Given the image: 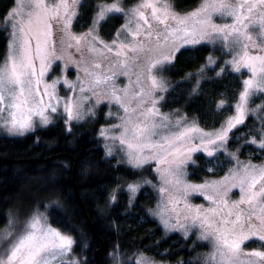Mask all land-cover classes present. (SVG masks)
<instances>
[{"label":"snow or ice","instance_id":"1","mask_svg":"<svg viewBox=\"0 0 264 264\" xmlns=\"http://www.w3.org/2000/svg\"><path fill=\"white\" fill-rule=\"evenodd\" d=\"M16 2L19 4L22 0ZM27 5L26 13L13 9L4 20L7 26L17 15L21 17L11 24L7 55L0 60V121H2L0 126L7 127L12 134L23 135L31 130L33 115L39 116L44 124L50 122L45 114L47 109L36 111L32 105L41 96L42 78L47 68L51 66V60L59 59L55 56V48L50 47L54 27L59 43L66 44L67 47H72L71 41H75L77 46L91 44L93 47L90 50L95 52L94 45L97 42L103 43L99 41L98 28L101 22H105L112 14L137 17L136 35H145L149 42L155 35L158 47L160 38H163L164 42L170 44L175 51L179 50V46L175 40L169 38L178 33H183L181 39L184 44L200 43V39L196 38L197 32L202 33V37H211L214 33L217 39L224 42L225 47L231 51L238 49L233 60L227 62L233 66V70L239 72L244 68L251 73V78L243 81L244 87L234 106L233 115L229 116L219 129L204 133L195 124L184 128L177 122L179 125L177 131L170 135H162L157 129L167 125L149 123L152 117L160 116L159 110L155 107L157 100L152 97V93L164 90L162 82L152 74V71L164 62H171L175 51L163 55L162 59L150 61L146 69L147 80L150 83L144 86L142 92H137L132 97L137 107L131 108V112L136 114L139 111V117L136 120L129 119L122 133L123 136H130L131 140L113 137L118 139L121 145H126V149L122 150H125L131 166L140 167L147 162L143 157L145 150L167 151L175 142L190 138L192 133H200L201 140L207 141L204 145L206 148L226 143L229 133L243 125L247 116L264 110V105L258 106L257 109L249 108L253 96L258 93L264 94V0H214L213 3L203 0L199 10L187 15L176 13L172 0H140L138 5L131 9H125L121 0H113L111 5L97 6L92 27L82 36L71 32L73 21L79 15L82 0H27ZM213 13L228 16L232 18L233 23L223 27L211 24ZM139 21L143 22L144 27L140 26ZM131 23L132 20L129 19L117 31L116 39L112 44H105L104 47L111 52L113 46H117L119 50L115 55L118 58L124 56V49L137 53L135 58L127 57L118 60V63L126 70L129 65H135L139 70L141 66L136 64V60H142L141 54L151 51V48L143 43L137 47L120 41L121 34L129 30ZM249 30L257 32L255 39L248 35ZM252 48H257L258 54H251ZM105 59L108 58L105 56ZM214 63L215 61L209 57V65ZM95 67L99 68L100 64L97 63ZM203 70L201 68L200 73H203ZM223 71L224 69H221L217 75L219 76ZM133 74L136 75V83H143V71ZM108 79L110 77L107 76L96 78L95 83L100 84ZM193 91L195 93L196 89ZM44 95H48L47 92ZM144 96L150 97L148 102L151 103V108L143 107ZM54 98V95L50 97V99ZM39 103L43 104V99H40ZM131 103L132 101H128V106L124 107L126 113L129 112ZM81 107L80 104L70 100L65 102L68 121L83 118ZM47 108L52 112L57 110L52 104L47 105ZM141 108L143 110H140ZM217 108L224 110L223 100L217 104ZM161 119L167 120V117ZM115 127L119 128L120 125ZM155 137L159 139L154 140ZM248 143L257 144L259 148L264 149V129L260 130L259 143L256 139ZM108 154L111 155V150ZM207 154L213 156L214 153L208 151ZM174 155V152L168 151L158 163H167L169 157ZM167 171L172 175L175 174L172 169ZM233 179L236 181L233 186H238L242 193L240 200L232 202V207L227 213L223 208H213L202 217L199 215L197 217L201 227L204 228L202 237L215 241V250L207 257L205 264H264V252L243 251V245L252 238L264 241V166L242 164ZM166 182L171 183V181ZM137 187L136 184L128 185L129 191L132 192H135ZM160 191L163 193L168 189L162 188ZM242 205L245 207H241ZM196 212L199 214L200 209ZM73 244L74 241L70 236L49 228L41 214H33L23 224H18L14 218H9L5 228L0 229V264H77L75 260L66 262L63 259L71 252ZM260 247H264V244ZM245 257L248 258L247 261L243 259ZM137 264L141 262L138 261Z\"/></svg>","mask_w":264,"mask_h":264},{"label":"trees","instance_id":"2","mask_svg":"<svg viewBox=\"0 0 264 264\" xmlns=\"http://www.w3.org/2000/svg\"><path fill=\"white\" fill-rule=\"evenodd\" d=\"M15 1L0 0V60L7 55L9 41L8 29L1 25ZM112 1L82 0L74 30H86L98 4ZM121 1L124 7H129L139 0ZM201 2L172 0L180 13L194 10ZM122 23V15L112 14L101 22L100 33L111 39ZM212 53L220 55V59L205 67ZM224 56L223 51L207 44L181 48L163 70L171 87L162 109L178 111L207 130L220 127L234 111L245 76L227 67L218 76ZM222 100L225 108L221 111L217 104ZM103 112L100 109L89 120L73 122L70 128L58 119L48 127L36 128L19 137L0 131V229L12 210L26 214L52 203L48 209L49 222L73 236V252L83 258L84 264H98L96 251L102 264H113L116 254L126 259L125 264H135L133 257L142 252L170 264H197L196 259L204 251L202 244L178 232L166 233L148 216L145 207L153 202L148 187L142 188L130 204L126 186L154 179L153 170L150 164L132 168L116 156H107L100 135L105 123ZM254 124V117H249L245 124L234 129L229 145L235 148L246 142L249 127ZM247 147L252 148L243 144L242 153ZM200 163L190 169L195 180L224 171H209L202 159Z\"/></svg>","mask_w":264,"mask_h":264},{"label":"rangeland","instance_id":"3","mask_svg":"<svg viewBox=\"0 0 264 264\" xmlns=\"http://www.w3.org/2000/svg\"><path fill=\"white\" fill-rule=\"evenodd\" d=\"M139 2L140 0L129 7H124L123 4L122 6L125 9H131L135 8ZM207 2L213 3L214 0H207ZM112 3L113 1L102 2L98 5L108 6ZM201 4L194 10L185 13H180L175 8L174 11L181 15H187L199 10ZM13 9L22 10L26 13L28 10L27 0H22V3L19 4L15 1L9 12ZM96 14L97 11L95 16ZM120 15L123 17V23L117 28L111 39L104 38L98 28L99 41H102L103 43L97 42L94 45L96 49L95 52L90 50L91 47H93L91 44H82L77 46L75 41H71L72 47H67L66 44L59 43L57 41V33L54 27L53 41L50 47L55 48V56H58L59 59L53 58L51 60V66L47 68L46 73L42 78L40 86L41 96L38 97L37 102L32 105L36 111H44L47 109L45 114L48 116L50 122L48 124H44L39 116L33 115L32 128L23 135L32 132L36 128L48 127L55 123L58 119H62L66 123L67 127L70 128L71 123L89 120L96 116L100 109L103 110L105 123L102 124L100 128V135L103 132L101 137L104 142L107 156H116L120 162L132 168H140L150 164L153 170L154 179L146 178V180L140 182L129 183L138 185L135 192L129 191V184L126 186L127 197L130 204L134 203L136 196L142 188L148 187L147 191L152 194L153 200L150 206L145 207V211L148 216L156 220L166 233L178 232L185 238H191L194 242L202 244L204 251L200 253L196 262L197 264H205L207 257L215 250V241L214 239H204L202 237L204 228L201 227L197 217L198 215L202 217L203 214L208 213L209 210L213 208H223L224 212L227 213V211H229L232 207V202L239 201L242 195L240 188L238 186H233L234 183H236L233 177L237 175L241 165L252 164L258 167L264 166V149L259 148L257 144L248 143V141L253 139H256L257 143H259L260 130L264 129V110L252 113L246 117V120L249 117H254L256 124H254L253 127H249L250 133L247 136L246 142L243 143L244 145L246 143L250 144L252 148L250 149L247 147L248 149H245L246 151H244V153L241 151L243 144L235 148L229 145L231 133H229V139L226 143L217 144L216 146H208L207 148L204 147L207 141L201 140L200 133H192L190 138L175 142L173 147L167 151L162 152L157 149L153 152H148L145 150L143 157L147 160V162L143 163L140 167L131 166L128 163V157L125 150H122L126 149V145H121L119 140L113 139V137L131 140L130 136H123L122 133L124 131V127L126 126V122L129 119L136 120L139 117V111L136 114H132L131 112V108L137 107L136 101L132 100V97L135 93L142 92L144 86L150 83V81L147 80V65L150 61H154L157 58L162 59L163 55L168 54L170 51H175V49L171 48L170 44H166L163 38H160V46L158 47L157 37L155 35L150 38V42L149 39L145 38V35H136L137 17L132 15L126 16L124 14ZM20 18V15H17L7 26L4 22L1 25L8 29L9 37L12 31L11 24ZM129 19L132 20V23L129 25V30L121 34L120 41L127 43L130 46L135 45L137 47L143 43L151 48V51L141 54L143 57L142 60H136V64L141 66L139 70L135 65H129L126 70L125 67H122L118 63V60H124L127 57L135 58L137 53L124 49V56L118 58L115 55L116 51L119 50L117 46H113L111 52H108L104 47L105 44H112V41L116 39L117 31L121 29V27L125 25ZM75 20L73 21L71 32L77 36H82L84 33H87L93 24L92 20L91 25L86 30L78 32L74 30L73 27ZM231 23H233V20L228 16H222L217 13H213L212 15L211 24L223 27L224 25ZM139 24L144 27L142 21H139ZM248 35L255 39L257 32L255 30H249ZM182 36L183 33H178L177 35L170 37L169 40H175L179 46V50L183 47L195 46L199 44H207L212 48L220 49L221 52L223 51L225 54L222 58L221 69L227 67L233 70V66L227 62L233 60V57L237 55L238 49L237 51H231V49L225 47L223 41L215 37L214 33L211 37H202V33L197 32L196 38L200 39V43L197 44H184L181 39ZM256 43L258 44L259 41L257 40ZM178 51H175V54ZM230 52L231 54H229ZM250 52L253 55L258 54V49L252 48L250 49ZM105 56L108 59H105ZM209 57L215 61L214 64H216L220 59V55H216L214 53H212ZM173 59L174 57L171 58V62ZM171 62H164L152 71V74L162 82V88L164 90L152 93V97L157 100L155 107L159 110L160 116L152 117L149 120V123L167 125V127H160L157 129V131L162 135H170L171 133L177 131L179 127L177 122H179L180 125H183L184 128L195 124V126L204 133H211L219 129L221 126L216 129H204L178 111L168 112L162 109L166 93L171 87L169 80L163 73V70ZM97 63L100 64L99 68L95 67ZM214 64L209 65L208 58L206 65H209L208 67H210ZM203 69H205V67H203ZM137 71H143V83H136V75L133 73ZM238 73H244L245 76L243 81L251 78V73L247 69L241 68ZM105 76L110 77V79L100 84L95 83L96 78H103ZM243 87L244 85L242 84V89ZM45 92H47L48 95H44ZM53 95L55 98L50 99ZM117 98H119V100ZM40 99H43V104L39 103ZM143 99L145 101L143 107L151 108L152 105L148 102L150 97L144 96ZM69 100L82 106L81 111L84 114L82 119L68 121L67 112L65 111V102ZM128 101H132V103L129 106V112L126 113L124 107L128 106ZM49 104L56 107V112H52L50 108H47V105ZM260 105H264V94L258 93L250 99L249 108L257 109ZM140 110L143 109L141 108ZM233 113L231 115H233ZM161 117H167V120H162ZM0 123H2V121H0ZM116 125H120V127L117 128L115 127ZM0 131L9 136H23L10 133L7 127L0 126ZM158 139L159 137L154 138V140ZM191 149L196 150L192 151ZM109 150H111V155L108 154ZM168 151L174 152L175 155L169 157L167 163H158L159 160L167 155ZM208 151H213V156H209L207 154ZM197 157L200 159L198 160ZM201 159L205 163L204 167L207 170L212 171L216 169L218 171L223 169L224 171L214 177H206L201 180H195L190 175V169L193 166L198 167L199 164H201ZM168 169H172L175 174L172 175L168 173ZM166 181H171V183H167ZM162 188H167L168 191L162 193L160 191ZM225 201H227V205H225ZM51 204L52 203H47L43 209L36 208L26 214L22 212L20 213V211L17 210H12L11 214H9V218H14L18 224H23L33 214H41L44 218V222L49 228L55 229L63 235L70 236L74 241L72 235L57 229L49 222L48 209ZM241 207L245 206L242 205ZM197 209H200L199 214L196 212ZM257 211H259V209H257ZM5 226L2 229H4ZM262 244H264V241L252 238L243 245V251L246 253L252 251L264 252V247H260ZM73 245L71 252L63 259L66 262L75 260L77 264H84L83 258L73 252ZM243 259L245 261L248 260L247 257ZM125 261V258H122L117 254L114 255L113 264H125ZM133 261L135 264H137L138 261H140L141 264H170L167 261L156 260L144 252L137 253L133 257Z\"/></svg>","mask_w":264,"mask_h":264},{"label":"water","instance_id":"4","mask_svg":"<svg viewBox=\"0 0 264 264\" xmlns=\"http://www.w3.org/2000/svg\"><path fill=\"white\" fill-rule=\"evenodd\" d=\"M96 255H97V263H98V264H102L101 259H100V257L98 256V251H96Z\"/></svg>","mask_w":264,"mask_h":264}]
</instances>
